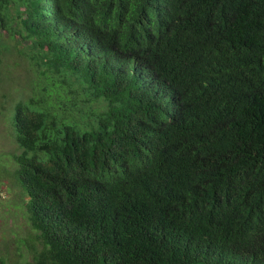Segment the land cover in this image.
I'll return each mask as SVG.
<instances>
[{"label": "trees", "instance_id": "obj_1", "mask_svg": "<svg viewBox=\"0 0 264 264\" xmlns=\"http://www.w3.org/2000/svg\"><path fill=\"white\" fill-rule=\"evenodd\" d=\"M0 29L40 78L20 264H264V0H0Z\"/></svg>", "mask_w": 264, "mask_h": 264}, {"label": "rangeland", "instance_id": "obj_2", "mask_svg": "<svg viewBox=\"0 0 264 264\" xmlns=\"http://www.w3.org/2000/svg\"><path fill=\"white\" fill-rule=\"evenodd\" d=\"M0 33V255L9 264H20L29 257L31 228L24 204L27 197L12 177L13 154L20 149L10 121L16 101L34 94L40 78L37 67L18 53L15 42L4 30Z\"/></svg>", "mask_w": 264, "mask_h": 264}]
</instances>
